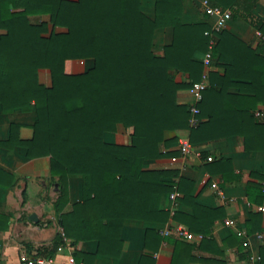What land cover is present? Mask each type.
<instances>
[{
    "label": "trees",
    "instance_id": "16d2710c",
    "mask_svg": "<svg viewBox=\"0 0 264 264\" xmlns=\"http://www.w3.org/2000/svg\"><path fill=\"white\" fill-rule=\"evenodd\" d=\"M141 1L0 0V105L4 113L36 115L29 126L33 137L22 139L25 125L13 124L9 146L25 148L30 159L50 157L53 175L64 182L70 175L83 177L82 200L61 220L78 240L107 243L126 219L161 215L159 201L172 184L163 180L165 172L146 166L165 154L167 131L190 129V140L197 143L216 117L209 110L212 101L225 98L218 91L224 82L212 81L199 104V122L191 126L190 105L178 101V92L190 88L202 71L188 54L190 30L176 27L173 44L156 54L159 23L143 13ZM245 1L234 7L254 6ZM260 30L264 36V22ZM219 53L220 43L214 65L221 61ZM226 65L224 81L253 102L233 108L241 123L232 132L245 137L248 149L264 151V116L254 113L256 105L264 106V57L254 54L253 64ZM249 66L256 77L238 74ZM40 71L51 74V87L40 82ZM177 72L187 74L188 82L178 83ZM119 125L129 138L126 145L105 140ZM256 196H263L261 188Z\"/></svg>",
    "mask_w": 264,
    "mask_h": 264
},
{
    "label": "crops",
    "instance_id": "0c3cea01",
    "mask_svg": "<svg viewBox=\"0 0 264 264\" xmlns=\"http://www.w3.org/2000/svg\"><path fill=\"white\" fill-rule=\"evenodd\" d=\"M235 1L245 0H211L234 11L223 34L217 38L221 61L217 65L212 62L208 69V87L212 81L224 82V88L218 87V91L225 98L210 105L209 110L216 114L212 128L204 134L201 132L193 144L190 129L165 133V154L145 168L165 172L163 180L172 184V190L165 192L159 201L161 215L150 221L126 219L119 234L107 243L100 244L98 239L78 240L65 230L62 217L82 200L83 177L70 175L64 182L53 175L50 157L30 159L25 148L9 146L13 124L25 125L20 130L22 139L33 137L29 126L34 124L36 115L34 111L4 113L0 105V264H24L21 256L37 255L50 257L55 264H248L254 254L264 264V238L258 237L264 235V213L256 209L264 205V151L248 149L245 137L232 132L233 126L241 123L232 113L233 108L247 107L253 102L245 101L247 95L236 84L224 81L227 62L253 64L254 54L264 57V36L260 30L264 22V0H246L254 3L249 10L244 6L234 7ZM201 2L141 1L143 13L159 23L153 41L156 54L163 55L165 48L173 44L176 27L190 30L185 38L189 37L188 54L191 53L192 61L202 64L196 82L203 78L206 70L203 59L209 51V39L204 46L200 34L209 30L212 23ZM238 74L257 76L250 66L246 70L240 68ZM175 79L184 84L188 75L177 72ZM39 80L47 87L52 85L48 71H40ZM178 101L191 106L190 88L178 92ZM226 108L230 112H225ZM260 111L264 112V106L258 104L254 113ZM105 140L129 143L122 125L117 132L106 133ZM182 140L192 144V152L182 153ZM209 156L217 158L216 162H207ZM215 182L235 201L224 204L212 189ZM175 186L176 201L171 198ZM259 188L261 197L256 196ZM247 202H252V206ZM33 214L37 219H31ZM228 219L234 222L232 227L225 226ZM179 226L188 228L195 237L204 235V238L184 240L160 234L166 228ZM238 229L246 231L249 247L243 245V238L236 233Z\"/></svg>",
    "mask_w": 264,
    "mask_h": 264
},
{
    "label": "built area",
    "instance_id": "2783aa9c",
    "mask_svg": "<svg viewBox=\"0 0 264 264\" xmlns=\"http://www.w3.org/2000/svg\"><path fill=\"white\" fill-rule=\"evenodd\" d=\"M202 9L204 13L212 20L211 27L209 30L205 31V36L209 39V51L204 56V65H205V72L203 74V78L201 81L194 82L190 87V93L193 98V102L191 104V118L190 124L191 126H196L199 122V114L200 108L199 104L203 100L204 92L208 88V69L212 65L213 60V51L217 45V38L218 35L227 27L228 22L233 18L234 11L232 9L223 8L219 5H215L211 2V0H202L201 2ZM259 117L264 116V112L260 111L256 114ZM181 151L183 154H188L193 151V146L188 140L181 141ZM196 155L201 156L200 152H196ZM208 162L213 161V156H209L207 158ZM212 189L215 191L217 196L221 199L224 204H230L235 201L233 198L227 196L225 189L217 182L212 184ZM264 193V188H263ZM177 197V186L174 188V192L171 194L172 200L176 201ZM248 206H252V203L247 202ZM256 209L259 212L264 213V205L256 206ZM173 213V212H172ZM225 226L232 227L234 222L230 219L226 220ZM236 233L239 237L243 238V245L245 247L250 246L249 237L245 230L238 229ZM163 237H168L171 235H175L178 238L184 240H192V239H203L204 235H198L195 237L192 232L184 227L179 226L176 228H166L160 232ZM259 238H264L263 234H258ZM21 262L24 264H55V261L46 256H21ZM248 264H261V257L258 254H254L249 258Z\"/></svg>",
    "mask_w": 264,
    "mask_h": 264
},
{
    "label": "water",
    "instance_id": "95a60500",
    "mask_svg": "<svg viewBox=\"0 0 264 264\" xmlns=\"http://www.w3.org/2000/svg\"><path fill=\"white\" fill-rule=\"evenodd\" d=\"M31 219H32V220H35V219H37L36 215H35V214H33V216L31 217Z\"/></svg>",
    "mask_w": 264,
    "mask_h": 264
},
{
    "label": "rangeland",
    "instance_id": "374dc122",
    "mask_svg": "<svg viewBox=\"0 0 264 264\" xmlns=\"http://www.w3.org/2000/svg\"><path fill=\"white\" fill-rule=\"evenodd\" d=\"M40 19L39 18H34L33 21H39Z\"/></svg>",
    "mask_w": 264,
    "mask_h": 264
}]
</instances>
